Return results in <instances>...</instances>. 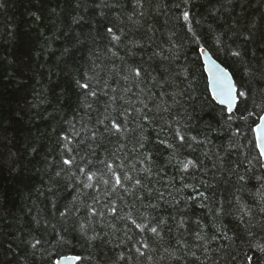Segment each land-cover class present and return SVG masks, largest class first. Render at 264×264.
<instances>
[{
    "label": "trees",
    "instance_id": "trees-1",
    "mask_svg": "<svg viewBox=\"0 0 264 264\" xmlns=\"http://www.w3.org/2000/svg\"><path fill=\"white\" fill-rule=\"evenodd\" d=\"M203 48L249 94L241 112L264 108V0H0V264L64 256L77 264H239L233 256L246 246L235 197L252 209V223H264L259 181L238 191L223 167L243 171L249 152L258 154L249 130L258 120H228L212 98ZM132 67L145 70L142 79L129 77ZM114 118L125 131H106ZM102 161L131 181L113 191ZM188 161L195 167L185 171ZM77 166L98 173L95 187L83 188ZM37 239L42 246L31 248Z\"/></svg>",
    "mask_w": 264,
    "mask_h": 264
},
{
    "label": "snow or ice",
    "instance_id": "snow-or-ice-1",
    "mask_svg": "<svg viewBox=\"0 0 264 264\" xmlns=\"http://www.w3.org/2000/svg\"><path fill=\"white\" fill-rule=\"evenodd\" d=\"M188 0H185V3H187ZM183 20L189 21L190 13L188 11L183 12ZM189 32H192L193 29L189 28ZM108 33L113 34V29L108 28ZM113 39L119 40V36H115L113 34ZM193 39L195 40V35L193 36ZM201 55H206V52L204 49H200ZM232 55L239 57L241 53L239 51H234ZM206 71L211 73V78L209 81L212 93H213V99L217 101L220 105L226 106L227 112H228V120L231 121L234 116L238 113V119L246 121L249 117L256 115L257 120L253 121V125H249V130L254 134V139L251 141L253 144V149L257 150V155H252L251 152H249L247 160H246V167L243 171H238L240 165L236 164L232 168L223 167V171L228 172L230 176H235L236 183L239 185L238 191H243L245 187L252 181L256 180L259 181V186L253 185V187L256 188V192L259 197V210L261 213H264V174L262 175H253V170L256 165L259 166L260 169H264V108H260L259 112H247V115L244 114V112L240 111V105L242 103L246 104L247 100L249 99V94L245 91H240L237 86L231 81L229 78L227 72H222L218 66L215 63L210 64L209 67L206 68ZM129 77L135 78L137 80H140L144 76L145 70L141 67H132L128 70ZM129 77H125V79H128ZM91 79V78H90ZM79 83V82H78ZM89 83H83L80 84L81 88L88 89ZM90 95L95 96L96 92L92 91L90 92ZM145 108H148V105L145 104ZM157 109H159V106H157ZM148 111H152L151 109H148ZM127 110H125V113H122L121 115H127ZM141 119L145 122H150V118L146 113H143L141 115ZM126 130V125H122L118 122L116 118L111 120V127L106 128V131L111 134H119ZM240 129L237 128L234 135H240ZM175 136L179 139L180 142L185 141V136L181 134V131L179 129L175 130ZM65 140H69L70 138L65 136ZM91 139L95 141L96 134L93 133ZM146 139V138H144ZM191 139L195 140V137H191ZM159 143L164 144L166 147H171V145L167 144L166 141L161 140ZM232 147V146H230ZM139 148L143 149L144 144L142 142L139 143ZM146 159H150V156H146ZM255 162V165L253 164ZM105 164V168L107 169V172L111 174L113 178V182L111 184V189L114 191L117 187L122 186L123 181H131V176H129L127 173H124L123 176L118 175L114 168L112 163L103 162ZM63 164L69 166V169L74 165V158H66L63 160ZM189 165H192L195 167V164L193 161H188L187 163H183V170L187 171ZM78 167V171L80 174L84 176V180L82 181L83 188H93L95 187V184L93 183L94 180L97 179L98 173L95 171H91L89 169H86L85 167ZM59 175V173H57ZM99 183H102L104 185H109L110 181L107 179H103V177H99ZM137 186H142V182L140 179H136L134 182ZM205 187H208V185H204ZM107 194V193H106ZM160 198H163V193H160ZM197 195L199 197H203L205 200L208 199L205 192L198 191ZM238 204H240L239 207V219L240 222L244 224V244L246 246V249L238 253L237 255L233 256V259H236L239 261V264H264V223H260L257 221V223H252L254 216L252 214V209L249 208L247 205L240 203L241 197L236 196L235 197ZM93 200H96V197H93ZM155 207V205H152ZM223 207V204L221 203V208ZM70 210L66 209L65 212L60 213V215L66 216ZM90 211L92 215H96L97 212L95 208H90ZM113 213H115L117 210L115 208L111 209ZM247 216L248 219L245 221L244 217ZM132 223L136 226V228L141 229L142 231L147 229L149 226L142 223H137L136 220H132ZM253 229H257L254 231ZM80 230L82 234H86L87 228L84 224L80 225ZM150 231L152 233H156L158 231L157 227H151ZM222 235H226L223 234ZM197 236L200 239H203V237L199 236V233H197ZM96 236L90 237V239H96ZM37 246H42V242L37 239L33 243H31V248L36 249ZM139 251V249H137ZM79 257H64L63 261L56 260L55 264H71V261L78 260Z\"/></svg>",
    "mask_w": 264,
    "mask_h": 264
},
{
    "label": "water",
    "instance_id": "water-1",
    "mask_svg": "<svg viewBox=\"0 0 264 264\" xmlns=\"http://www.w3.org/2000/svg\"><path fill=\"white\" fill-rule=\"evenodd\" d=\"M203 49L206 52V55H202V59H203L204 65H205V70L207 67L210 66V64L215 63L222 72H227L231 81L236 85L232 73L225 66H223L217 59H215L208 49H205V48H203ZM206 73L208 75V80L210 81L211 73H209L207 71H206ZM209 86H210V84H209ZM210 91L212 93L211 87H210ZM212 95H213V93H212ZM64 257H66V256H64ZM64 257L60 258L59 260L63 261ZM67 257H76V256H67ZM77 262H78V260H73V261H71V264H77Z\"/></svg>",
    "mask_w": 264,
    "mask_h": 264
}]
</instances>
